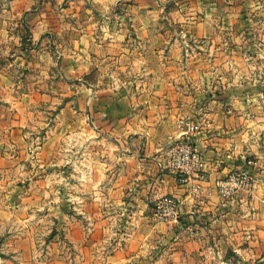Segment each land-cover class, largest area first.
<instances>
[{"label": "crops", "instance_id": "crops-1", "mask_svg": "<svg viewBox=\"0 0 264 264\" xmlns=\"http://www.w3.org/2000/svg\"><path fill=\"white\" fill-rule=\"evenodd\" d=\"M215 17L204 0H0V99L24 80L40 85L37 99L69 100L52 123L32 127L42 133L32 138L40 167L55 169L61 184L54 200L36 206L66 230L64 243L54 236L41 262L21 241V264L93 263L87 256L100 251L87 220L97 211V264H264V77L234 69L219 77L220 62L207 53ZM96 69L102 87L85 80ZM59 82L71 94L41 86ZM187 123L198 127L192 140L204 155L198 192L165 166ZM27 131L13 140L25 143ZM61 148L70 149L73 170L57 172ZM243 170L255 176L254 189L220 197L217 181ZM164 196L178 199L179 226L154 220ZM28 202L20 208L30 211ZM189 226L194 235L183 231Z\"/></svg>", "mask_w": 264, "mask_h": 264}, {"label": "rangeland", "instance_id": "rangeland-1", "mask_svg": "<svg viewBox=\"0 0 264 264\" xmlns=\"http://www.w3.org/2000/svg\"><path fill=\"white\" fill-rule=\"evenodd\" d=\"M204 1L216 14L214 42L211 44L214 49L213 52L208 50L207 53L214 54L220 62L219 77H230L229 69H234L240 76L264 77V0ZM101 75V71L96 69L91 77L85 80L91 86L102 87V84H99L102 83ZM10 86L13 93L7 99H0V213L4 211L5 217L9 218V220L5 218L4 223L0 220V264H21L20 252L24 246L21 241L26 243L30 241L34 246L33 250L38 251V259L47 262V253L50 251L48 244L54 236L64 243L66 230L58 228L57 231L58 226H55L56 229L53 227L50 216L52 213L38 211L40 206L36 205L43 203L44 200L45 203L50 199L54 200L56 197L51 194V190L56 187L59 189L61 184L51 173L55 172V169L40 167L41 155H38L41 151L39 144H35L32 138L34 134L40 137L42 133H35L32 127L36 122L52 123L50 120L54 118L53 115L60 113L69 100L61 98L56 100L50 97L37 99L36 94L41 91L40 85L24 83V80L12 81ZM41 86H44V91L50 90L52 86L60 96L65 95L66 91L71 94L70 88L67 89L66 84L61 82ZM75 92L77 93V88ZM40 106L41 109L53 107L52 115L34 114L35 109ZM19 130H29L23 133L25 143L13 140L20 135ZM70 154V149L59 150L58 156L61 157L63 164L57 168V172H64L67 167L73 170L70 165L66 166ZM39 189H42L41 193ZM42 192H48L49 195L44 193L42 197ZM29 199H32L33 208L30 211L20 208L24 203H29ZM92 207L96 208L94 205ZM91 215L95 216L94 213ZM91 219L87 220L88 223L91 222L88 230L91 229L92 232L89 233L96 237L98 245L94 248L100 252L95 254V259L91 252L85 256L86 262L97 264L102 263V239H99L102 212L97 211L96 217ZM26 236L32 239H25ZM69 253L76 258L74 251L70 250ZM78 262L82 260L79 259Z\"/></svg>", "mask_w": 264, "mask_h": 264}, {"label": "built area", "instance_id": "built-area-1", "mask_svg": "<svg viewBox=\"0 0 264 264\" xmlns=\"http://www.w3.org/2000/svg\"><path fill=\"white\" fill-rule=\"evenodd\" d=\"M187 131L181 140L173 142L165 153L166 169L175 174L181 185L193 184L192 190L198 192L200 183L205 181L202 174L204 155L196 146L192 137L197 133L198 127L194 123H187ZM249 165L254 166L252 161ZM255 176L248 170L233 171L226 178L217 181L216 188L220 197L225 200L234 198L240 192H251L255 187ZM153 217L156 222L168 226L180 225V204L174 196H164L154 205ZM183 231L190 235L195 234L193 227H185Z\"/></svg>", "mask_w": 264, "mask_h": 264}]
</instances>
